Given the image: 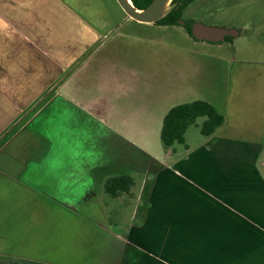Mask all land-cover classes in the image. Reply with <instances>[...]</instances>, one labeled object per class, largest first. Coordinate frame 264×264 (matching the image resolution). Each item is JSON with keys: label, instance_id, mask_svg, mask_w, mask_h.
<instances>
[{"label": "crops", "instance_id": "1", "mask_svg": "<svg viewBox=\"0 0 264 264\" xmlns=\"http://www.w3.org/2000/svg\"><path fill=\"white\" fill-rule=\"evenodd\" d=\"M103 1L118 7L116 0ZM170 29L205 41L192 37L183 20L142 23L124 11L80 14L62 0H0V174L27 179L29 186L56 196L52 176L66 169L63 187L75 192L60 207L92 223L94 210L103 222L111 207L126 205L132 212L127 229L114 223L122 230L113 233L123 245L117 264H264V111L253 119L241 104L223 105L212 97V88L189 98L172 82L155 91L169 101L152 106L154 85L142 92L152 81L141 50L150 40L166 43ZM228 79L232 98L244 79ZM194 100L214 104L224 124L209 137L194 126L189 142L190 127L187 146L166 149L160 145L165 115ZM56 102L72 111L66 129L79 132L64 144L70 155L62 158L55 157L50 126L43 132L33 126ZM36 134L42 143L31 139ZM21 137L18 151L7 152ZM139 162L145 167L142 182L135 178L132 195L109 196L111 206L106 181L133 175L129 169ZM80 194L83 199L76 201Z\"/></svg>", "mask_w": 264, "mask_h": 264}, {"label": "rangeland", "instance_id": "2", "mask_svg": "<svg viewBox=\"0 0 264 264\" xmlns=\"http://www.w3.org/2000/svg\"><path fill=\"white\" fill-rule=\"evenodd\" d=\"M62 1L80 14H115L123 11L116 1L118 7L105 5L103 0ZM184 18L210 26L235 29L240 33L237 37L232 36L233 39L229 41L209 42L196 41L187 38L180 29H170L166 43L158 39L145 44L141 50V59L152 84L147 87L143 85L142 92L145 94L154 85L152 106L157 108L169 101L160 97V91H155L163 84L172 82L181 85L179 89L183 88L185 97L199 95L204 87L212 88V97L223 105L231 100L241 104L243 112L253 119L260 116L264 111V0H196L186 8ZM231 77L244 79L241 90L232 98L227 92L230 82L228 78ZM163 93L167 94V87ZM60 105V102H56L55 108L33 125L41 132L50 126L48 132L51 134V142L52 136L56 134L55 157L58 158L70 155L63 152L64 144L70 137L72 142L79 134H70L71 131L66 129L67 125L73 123L68 118L72 111H63ZM54 110H57V115ZM30 113L31 111L14 125L15 129L29 118ZM51 115L54 120L48 125L45 117ZM201 120L202 118L199 119ZM76 121L77 117L74 118V122ZM195 132L196 128L191 127L187 133L189 142ZM40 136L42 135L36 134L31 139L42 143L44 138ZM23 140L24 137L17 139L7 152H17L18 149L14 146ZM160 145L163 146L161 140ZM123 158L122 153L121 162L124 161ZM261 166L264 171V158ZM144 169V164L139 162L129 171L141 183L140 173ZM55 173L52 176L55 180L52 182L58 189L56 196L29 186L27 183L32 182L27 179L16 182L0 174V264H117L123 245L113 233L122 230L114 228V223L118 220L126 228L132 212L128 211L126 205L111 207L113 201L107 193L111 211L106 213V218L107 215L110 216V222L106 218L101 222L102 214L98 210H94L90 214L92 216H89L94 223L80 217L79 212H65L67 209H62L60 204L73 201L67 195L72 196L75 191H66L63 187L68 175L66 169L59 168ZM46 183L49 184V181ZM78 193L79 191L76 194ZM75 199L80 201L83 198L80 194ZM117 208L119 210L116 211ZM102 223H106V227L103 228ZM111 223L112 226H109ZM3 257L12 261L7 263Z\"/></svg>", "mask_w": 264, "mask_h": 264}, {"label": "trees", "instance_id": "3", "mask_svg": "<svg viewBox=\"0 0 264 264\" xmlns=\"http://www.w3.org/2000/svg\"><path fill=\"white\" fill-rule=\"evenodd\" d=\"M153 0H132L138 9L146 8ZM196 0H173L170 11L157 23L159 24H179L185 21V27L190 35L196 38L192 32V26L196 22L194 20H184L186 8ZM232 36H227L225 41L232 40ZM202 122L199 124V119ZM225 122V116L214 104L206 100H194L182 104L175 105L165 115L161 139L166 149L173 148L177 144L186 143V132L192 127L199 125L202 135L209 137L213 135ZM136 181L132 175L121 174L113 176L106 181L105 191L111 197H120L124 194H131V190L135 186ZM9 263L12 259L3 257ZM12 264V262H10Z\"/></svg>", "mask_w": 264, "mask_h": 264}, {"label": "water", "instance_id": "4", "mask_svg": "<svg viewBox=\"0 0 264 264\" xmlns=\"http://www.w3.org/2000/svg\"><path fill=\"white\" fill-rule=\"evenodd\" d=\"M123 11L133 20L142 23H156L162 19L171 9L173 0H153L146 8L138 9L132 0H116ZM193 35L202 40L219 42L226 36H235L238 31L225 27L206 25L196 21L192 26Z\"/></svg>", "mask_w": 264, "mask_h": 264}, {"label": "flooded vegetation", "instance_id": "5", "mask_svg": "<svg viewBox=\"0 0 264 264\" xmlns=\"http://www.w3.org/2000/svg\"><path fill=\"white\" fill-rule=\"evenodd\" d=\"M227 37V36H226ZM225 40V39H224ZM224 40H222V41H224ZM220 42V41H219Z\"/></svg>", "mask_w": 264, "mask_h": 264}]
</instances>
